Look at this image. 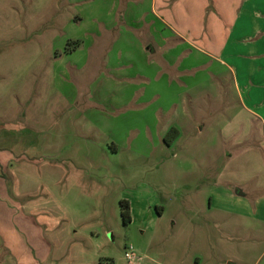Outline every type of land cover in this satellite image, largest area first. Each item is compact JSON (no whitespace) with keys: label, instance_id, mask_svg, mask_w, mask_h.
<instances>
[{"label":"rangeland","instance_id":"rangeland-1","mask_svg":"<svg viewBox=\"0 0 264 264\" xmlns=\"http://www.w3.org/2000/svg\"><path fill=\"white\" fill-rule=\"evenodd\" d=\"M191 1L198 22L231 0ZM71 4L0 0V237L16 238L2 243L0 264L10 255L18 263L25 247L31 264H255L264 253V130L231 79L225 95L204 85L208 98L188 104L179 126L106 132L80 88L71 103L70 74L54 63L59 42L64 53L74 47L70 22L85 28L70 20L83 4Z\"/></svg>","mask_w":264,"mask_h":264},{"label":"crops","instance_id":"crops-1","mask_svg":"<svg viewBox=\"0 0 264 264\" xmlns=\"http://www.w3.org/2000/svg\"><path fill=\"white\" fill-rule=\"evenodd\" d=\"M70 2L83 4L70 20L76 18L85 28L76 32L71 21L65 36L81 45L64 53V41L59 42L54 63L62 77L70 74L71 103L80 94L88 101L94 126L106 132L110 126L168 130L179 126L180 112L195 98H208L203 87L209 83L225 95L223 80L229 77L242 109L264 130V0H231L215 15L203 12L198 22L190 12L191 0ZM9 240L16 245L15 237H0V255ZM22 249L18 263L10 255L3 264H31L30 248ZM189 261L182 258V264ZM203 261L192 259L193 264ZM221 264L239 263L228 257ZM255 264H264V253Z\"/></svg>","mask_w":264,"mask_h":264},{"label":"trees","instance_id":"trees-1","mask_svg":"<svg viewBox=\"0 0 264 264\" xmlns=\"http://www.w3.org/2000/svg\"><path fill=\"white\" fill-rule=\"evenodd\" d=\"M69 45L73 44L74 47L69 48L67 47L66 52H71L74 51L75 49H77L80 45H81V41H73L70 40ZM179 135V130L177 128H172L169 132H168V137L172 136V140H174L177 136ZM121 206H122V216L124 218L125 223H131L132 222V216H131V206H130V202L127 200H123L121 202Z\"/></svg>","mask_w":264,"mask_h":264},{"label":"built area","instance_id":"built-area-1","mask_svg":"<svg viewBox=\"0 0 264 264\" xmlns=\"http://www.w3.org/2000/svg\"><path fill=\"white\" fill-rule=\"evenodd\" d=\"M126 257L129 259V260H132L134 258V254L132 252V247L130 248V250L126 253Z\"/></svg>","mask_w":264,"mask_h":264}]
</instances>
